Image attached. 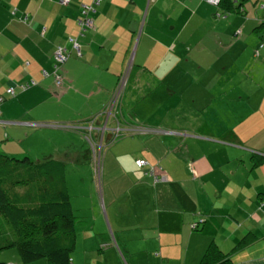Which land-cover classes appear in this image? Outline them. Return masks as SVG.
I'll use <instances>...</instances> for the list:
<instances>
[{
  "label": "crops",
  "instance_id": "1",
  "mask_svg": "<svg viewBox=\"0 0 264 264\" xmlns=\"http://www.w3.org/2000/svg\"><path fill=\"white\" fill-rule=\"evenodd\" d=\"M80 1L0 0V153L90 165L87 127L126 75L103 141L110 225L83 216L71 264H199L211 243L264 264V0H101L82 33ZM58 45L59 86L42 74Z\"/></svg>",
  "mask_w": 264,
  "mask_h": 264
},
{
  "label": "trees",
  "instance_id": "2",
  "mask_svg": "<svg viewBox=\"0 0 264 264\" xmlns=\"http://www.w3.org/2000/svg\"><path fill=\"white\" fill-rule=\"evenodd\" d=\"M221 2L223 6V0L217 5ZM226 10H231L229 5ZM98 138L92 136L94 142ZM91 153L90 147V166ZM254 160L255 165L264 158ZM65 166L53 155L32 161L28 156L19 159L0 153V251L15 249L21 263L44 260L46 264H71L75 228L80 221L71 205ZM102 166L101 161V179ZM94 181L99 185L95 177ZM225 257L211 243L199 264H225Z\"/></svg>",
  "mask_w": 264,
  "mask_h": 264
},
{
  "label": "built area",
  "instance_id": "3",
  "mask_svg": "<svg viewBox=\"0 0 264 264\" xmlns=\"http://www.w3.org/2000/svg\"><path fill=\"white\" fill-rule=\"evenodd\" d=\"M64 2H68L69 0H63ZM207 2L211 3V4H215L217 5L219 3L220 0H206ZM101 2V0H90L89 3L80 2V17L78 18L77 22L79 25V30L80 33H82L83 31L92 28L93 27V20L90 17V14L92 12L95 11V6L99 5ZM69 41L72 44L73 49L75 50V53L77 55H80V44L77 41V39L70 37ZM262 46V45H261ZM260 46V47H261ZM256 52H258L256 50ZM54 56V64H53V68L51 72H48L46 70L42 71L43 76L47 77V76H52L54 79V82L57 86L62 84V76L60 74H58V70L60 68V66L67 61V59L70 56L69 51L64 47V46H60L58 45L53 53ZM35 82L33 80L29 81V82H24V83H20L18 86L20 89H26L28 88L30 85L34 84ZM125 83H126V75L123 73L118 77V81L115 84L114 88L112 89L111 92V96H110V100L109 102L104 106L103 112L105 115H112L113 117L116 116L117 112H118V107L120 105V101H121V96H122V92L124 90L125 87ZM6 92L10 95V96H14L15 95V90L13 87H9L7 88ZM3 100V97L0 96V102ZM95 118L89 123V126L87 127L88 129V134L86 136V140L89 142L90 147L92 149V166H93V171H94V177L96 182L99 184V180H100V176H101V148H102V141L98 138V141L94 142L92 140V136H91V131L93 128V122H94ZM115 132H118V129L115 130ZM147 162L144 159H137L136 160V165L138 167L143 166L144 164H146ZM163 175L160 178H155L156 180H160L163 179ZM195 226V225H194ZM6 264H13L11 262L6 263Z\"/></svg>",
  "mask_w": 264,
  "mask_h": 264
},
{
  "label": "rangeland",
  "instance_id": "4",
  "mask_svg": "<svg viewBox=\"0 0 264 264\" xmlns=\"http://www.w3.org/2000/svg\"><path fill=\"white\" fill-rule=\"evenodd\" d=\"M123 74V73H122ZM104 107L102 108L101 112H103ZM210 114L213 115V112L211 110ZM118 114V113H117ZM105 116V114H104ZM111 123V122H109ZM82 146L85 147V149L89 150V144L88 142H82ZM36 150L32 152L30 159L32 161L40 160L36 157ZM77 151V150H76ZM106 153L105 146L101 149V161L104 162V156ZM23 157V156H22ZM17 157L16 158H22ZM66 161V159H64ZM84 161V160H83ZM65 168L67 169V186L69 188L70 197L72 198L73 202V210L79 209L75 211V216H79V221H82L84 218L83 216L88 217L89 220H91V217H94V215L99 220H95V224H101L102 221H100V218H102L104 225L106 226V229L108 230V227L110 225L109 219L104 215L105 213V201L103 198V183L104 178H100L99 185H97L94 181L93 177V170L91 168L92 164V153H91V166L88 164H82V163H73V162H66ZM93 167V166H92ZM103 174V171H102ZM103 176V175H102ZM82 216V217H80ZM12 249V248H11ZM4 249L0 251V254L4 252ZM10 250V248H9Z\"/></svg>",
  "mask_w": 264,
  "mask_h": 264
},
{
  "label": "water",
  "instance_id": "5",
  "mask_svg": "<svg viewBox=\"0 0 264 264\" xmlns=\"http://www.w3.org/2000/svg\"><path fill=\"white\" fill-rule=\"evenodd\" d=\"M115 119V120H114ZM112 121H116L115 124L118 123V120L115 117H113L112 115H105L104 121L102 122V125L99 127H93L94 130L96 131V133L99 135V139L101 141L103 140H108L112 138L113 132H115V130H119V125H115V126H110L112 123Z\"/></svg>",
  "mask_w": 264,
  "mask_h": 264
}]
</instances>
